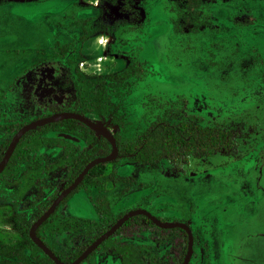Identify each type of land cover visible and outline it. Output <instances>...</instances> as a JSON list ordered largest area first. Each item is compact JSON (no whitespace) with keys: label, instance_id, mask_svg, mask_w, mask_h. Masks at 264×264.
<instances>
[{"label":"rangeland","instance_id":"374dc122","mask_svg":"<svg viewBox=\"0 0 264 264\" xmlns=\"http://www.w3.org/2000/svg\"><path fill=\"white\" fill-rule=\"evenodd\" d=\"M93 2L2 0L6 17L1 13L0 42L12 43L0 44V56L21 62L24 71L37 52L44 66L58 55L59 68L76 71L80 102L120 143L154 130L152 148L157 147L153 123H160L168 109L203 124L233 117L253 122L255 131L241 139L236 157L194 160L182 175L165 159L149 166L133 157L116 158L102 167L108 176L91 190L95 197L103 196L106 209L101 211L110 212L108 220L137 202L147 205L148 196L139 201L142 191L155 190L156 201L158 194L171 196L172 203L162 204L174 210L176 218L170 219L188 224L193 232L188 264H264V0ZM122 72L120 79L113 78ZM13 75L0 77V121L6 120L7 109L11 115L23 101L18 91L4 93ZM41 88L43 93L52 90ZM65 98L59 97V103ZM87 208L81 203L78 214L85 216ZM89 231L74 237L79 240ZM22 247L24 256L38 257L31 264H53L27 239L24 226L0 217V264H21L22 257L9 252ZM164 248L147 247L150 255L144 253L142 264ZM118 260L98 250L87 264Z\"/></svg>","mask_w":264,"mask_h":264},{"label":"flooded vegetation","instance_id":"af4514ba","mask_svg":"<svg viewBox=\"0 0 264 264\" xmlns=\"http://www.w3.org/2000/svg\"><path fill=\"white\" fill-rule=\"evenodd\" d=\"M1 1L2 0H0V2ZM85 1L94 3V0ZM12 8L13 5L10 4L9 13H12ZM1 13H3V11L0 9V15ZM4 15V17H6V14ZM83 40H85V38ZM34 42L36 44V41ZM37 42L39 43L38 40ZM11 43L12 42H0V44L8 46ZM151 47H153L152 43ZM147 50V55L153 57V50L149 48ZM37 53L38 55L35 56L34 62L30 63L29 66L27 64L24 66V71L19 70L21 69L19 66L21 65V62L13 63L11 57L0 56V77H6L7 75H12L14 73L12 81L9 83L7 89L5 88L6 91H4V93L18 91L23 100L21 104L15 107L16 110L15 112H12L11 115L9 114L11 112L10 108L7 109L5 116L6 120L0 121V163L14 137L22 127L40 118L50 116L54 113L63 112L56 108L57 104H64L67 99H69V96L72 95L71 92H64L63 95H59L56 92V86L52 83L54 80L60 78L63 75L65 68L68 67L63 66L59 68L58 55L51 59V64L48 63L49 65L47 64L44 66L43 58H41L42 53ZM23 59L27 60L26 57ZM152 59L153 58H151V60ZM68 69L71 73V79L77 82V76L74 77L76 71L74 70V72H72L70 68ZM40 79L44 81L42 84L39 82ZM15 85H18V89L15 88ZM41 85L52 90L43 93L44 91L42 90ZM1 91L3 90H0V92ZM49 95H52L54 98L49 100L46 98ZM64 95H66L64 102L59 103L58 98ZM64 111L76 112L73 110ZM81 114L87 116L90 120L95 121L104 129V122L97 118L92 111H86ZM65 119L32 126L16 141L6 164L0 170L1 220H4L7 216L11 219L12 223L24 226L27 239L34 242L30 235V228L38 219L44 217L42 222L36 227L35 235L56 256L72 255L80 249L85 248L80 253L81 255L99 236L113 226L124 214L132 210H144L152 215L155 220L162 223L186 224L182 223V221H175V219L172 221L170 218H176V215H173L174 210L171 207L167 208L165 205H162L167 201L172 203L171 196L168 194H158L159 200L156 201V191L152 189H149L146 192H140L141 196L139 197V201L142 200L141 202H146V196L149 197L147 205L137 202L138 204H134V207L131 208V210L113 215L111 216V220H108L110 212L108 214V211H101V209H106V206H104L106 202L102 201L104 199L103 196L95 197L91 189H96L98 185L101 186V182H98V179H101L102 176L105 175L108 176V174L105 173V170L102 169L107 162H110L112 159L116 160V158H134V155H122L119 153L120 142H118L115 136L114 138L118 147L116 155L110 160L99 162L91 166L84 173L79 182L71 188L75 179L80 176V173L85 166L92 160L108 156L112 152V145L108 139L98 135L83 122L78 120L86 127L75 122H66L64 121ZM241 119L243 121L246 120L245 118ZM98 120L101 123H99ZM228 121L229 120L225 121V123ZM215 123L222 122L215 121ZM247 125H252L254 129L252 132L242 136L238 140V143L235 146V153L231 155L216 153L211 156L223 155L226 157H236L238 145L243 141L241 139L250 136L255 131V124L253 122H250V124ZM65 135L72 137H66ZM107 145L109 146L108 152L105 155H99L98 152ZM208 157L199 159L192 158L189 164L185 166V171L183 173L177 172L174 169L173 164L165 157L161 159H165L171 165L173 172L177 175H182L185 174L187 167L194 160L205 159ZM138 164L152 165L150 163L141 162H138ZM122 188L123 186L120 188V191ZM115 193L117 194V192ZM131 198L133 199L132 203H135L137 196ZM106 201L109 202L108 200ZM122 201L123 200H121V202ZM112 202L116 207L119 205L118 200H115V198ZM81 203H86L88 207L85 216L78 214L77 207L80 208ZM232 208L237 207L232 205ZM145 212L136 213L129 217L126 221L133 219V225L130 224L129 226L122 228L126 222L125 221L115 232L101 241L81 262L87 264V260L91 258L96 251L101 250L102 252H105V254L108 253L109 257L112 255L118 256V264H122L119 255L104 249L105 245H102L107 242L109 244L113 243V245L116 246H122L123 244L133 246L136 250L133 264L145 263V256L150 255L149 252H146L147 247L150 248V246L157 245H162L166 248H164L159 254L154 255V257H150L151 260L149 264H174V259L179 255V251H182L185 247V254L183 255L184 260L188 245L187 232L178 226L160 227L150 215ZM152 224L154 226H151ZM139 226H143L144 228L138 230ZM155 226L159 228H156ZM188 227L192 232L191 227L189 225ZM180 230H184L186 235ZM87 231H89V235L85 234L81 239H75V233H77L78 236L79 233H86ZM143 234L145 235L144 237L148 238V241L142 239ZM131 238H134L132 242L127 241L131 240ZM68 246H70V249L68 248L67 250ZM37 247L43 256H47L51 259L41 247L38 245ZM64 250H67V252H63ZM192 256L193 244L189 261ZM182 262L180 264H182Z\"/></svg>","mask_w":264,"mask_h":264},{"label":"trees","instance_id":"16d2710c","mask_svg":"<svg viewBox=\"0 0 264 264\" xmlns=\"http://www.w3.org/2000/svg\"><path fill=\"white\" fill-rule=\"evenodd\" d=\"M193 3H189L188 7H192ZM177 27V26H174ZM84 39V37H82ZM125 73L114 75L113 78L120 79ZM82 75V73H81ZM80 77V75H78ZM53 85L56 86V92L59 95H63L64 92H71L72 95L64 104H57L58 110H73L78 113H84L86 111H92L91 107L84 106L80 100L78 94L82 91L78 82L71 79V73L68 68H65L63 75L54 80ZM55 105V104H54ZM66 122L80 123L77 119L69 118L65 119ZM160 123H153L155 131L158 132L157 147L152 148L154 139V130L148 133H141L133 140H126L119 144V153L122 155H134V158L141 163L153 164L165 157L172 164L177 172L183 173L185 166L189 164L192 158H203L214 155L216 153L231 155L235 153V146L238 140L253 131L252 125H247L241 118L230 119L227 123H215L210 122L208 124H202L197 121V118L186 115L185 117H178L173 111L168 109L167 115L159 120ZM223 125V126H222ZM82 126L86 127L82 124ZM109 150V146L102 148L98 154L105 155ZM88 161V160H87ZM133 223V219H130L122 226H129ZM151 226H154L153 224ZM156 228H159L155 226ZM144 228L139 226L138 230ZM179 230V229H177ZM186 235L184 230H180ZM31 241V240H30ZM106 251H111L117 254L121 258L122 264H133L135 249L131 245L116 246L112 244L104 243ZM80 249L78 252L72 255H57L63 262L70 263L75 260L80 253L84 250ZM4 252L3 250H1ZM179 251V250H178ZM23 247L18 248L16 252H9V255H19L22 257L21 264H31L30 259L38 260L36 256L29 258L24 256ZM179 255L174 259V264H180L185 254V247L182 251H179ZM50 262L53 261L47 257ZM54 264V263H53ZM80 264H86L81 262Z\"/></svg>","mask_w":264,"mask_h":264},{"label":"water","instance_id":"95a60500","mask_svg":"<svg viewBox=\"0 0 264 264\" xmlns=\"http://www.w3.org/2000/svg\"><path fill=\"white\" fill-rule=\"evenodd\" d=\"M65 118H74L77 119L81 122H83L84 124H86L89 128H91L93 131H95L98 135L105 137L106 139H108L112 145V152L104 157V158H98L95 160L90 161L85 168L82 170V172L80 173V176L77 177L75 179V182L73 183V185L71 186V188L73 186H75L79 180L81 179V177L84 175V173L93 165H95L96 163L99 162H103V161H107L112 159L116 153H117V143L116 140L114 138V136L112 134H110L108 131H106L105 129H103L101 126H99L95 121L90 120L87 116L76 113V112H58V113H54L50 116L47 117H43L40 118L38 120H35L29 124H27L26 126L22 127L19 132L16 134V136L14 137L13 141L11 142L3 160L0 163V170L1 168L6 164L11 150L13 148V146L15 145L16 141L19 139V137L30 127L32 126H36L39 124H44V123H48V122H52L55 120H61V119H65ZM66 137H72L69 135H65ZM140 212H145L144 210H132L126 214H124L113 226H111L107 231H105L101 236H99L76 260H74L71 263H64L63 261H61L50 249H48L44 243L35 235V229L36 227L42 222V220L44 219V217H41L40 219H38L30 228V235L32 240L43 249V251L51 257L52 261L55 264H78L79 262H81L101 241H103L105 238H107L110 234H112L113 232L116 231V229H118V227L120 225H122L129 217H131L132 215L136 214V213H140ZM146 214L150 215L149 213L145 212ZM150 217L156 222L157 225H159L160 227H181L183 228L188 235V245H187V252L185 255V258L182 262V264H187V262L190 259L191 253H192V244H193V235L192 232L190 230V228L188 227V225L186 224H181V223H162L160 221H157L154 219V217H152V215H150Z\"/></svg>","mask_w":264,"mask_h":264},{"label":"bare ground","instance_id":"6f19581e","mask_svg":"<svg viewBox=\"0 0 264 264\" xmlns=\"http://www.w3.org/2000/svg\"><path fill=\"white\" fill-rule=\"evenodd\" d=\"M98 122L101 123L99 120H98ZM248 204H249V203H248ZM249 206H250V204H249Z\"/></svg>","mask_w":264,"mask_h":264}]
</instances>
